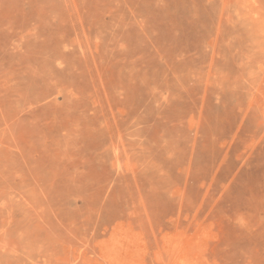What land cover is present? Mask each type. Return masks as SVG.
Returning a JSON list of instances; mask_svg holds the SVG:
<instances>
[{
	"label": "rangeland",
	"instance_id": "1",
	"mask_svg": "<svg viewBox=\"0 0 264 264\" xmlns=\"http://www.w3.org/2000/svg\"><path fill=\"white\" fill-rule=\"evenodd\" d=\"M214 263L264 264V0H0V264Z\"/></svg>",
	"mask_w": 264,
	"mask_h": 264
},
{
	"label": "bare ground",
	"instance_id": "2",
	"mask_svg": "<svg viewBox=\"0 0 264 264\" xmlns=\"http://www.w3.org/2000/svg\"><path fill=\"white\" fill-rule=\"evenodd\" d=\"M214 234H216V233H214ZM189 237V236H188ZM177 251V250H176ZM176 253V252H175ZM215 264V263H214Z\"/></svg>",
	"mask_w": 264,
	"mask_h": 264
}]
</instances>
